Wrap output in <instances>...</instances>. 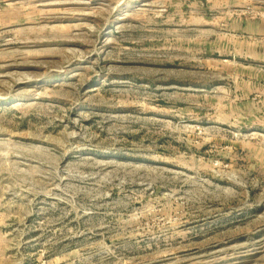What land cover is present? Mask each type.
<instances>
[{"label":"rangeland","instance_id":"obj_1","mask_svg":"<svg viewBox=\"0 0 264 264\" xmlns=\"http://www.w3.org/2000/svg\"><path fill=\"white\" fill-rule=\"evenodd\" d=\"M0 264H264V0H0Z\"/></svg>","mask_w":264,"mask_h":264}]
</instances>
